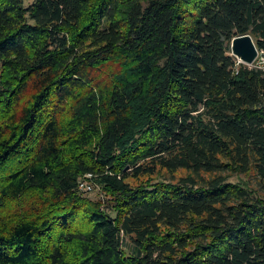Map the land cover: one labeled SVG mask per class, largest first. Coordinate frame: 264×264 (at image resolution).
<instances>
[{"label":"trees","instance_id":"obj_1","mask_svg":"<svg viewBox=\"0 0 264 264\" xmlns=\"http://www.w3.org/2000/svg\"><path fill=\"white\" fill-rule=\"evenodd\" d=\"M240 34L264 0H0V264H264Z\"/></svg>","mask_w":264,"mask_h":264},{"label":"water","instance_id":"obj_2","mask_svg":"<svg viewBox=\"0 0 264 264\" xmlns=\"http://www.w3.org/2000/svg\"><path fill=\"white\" fill-rule=\"evenodd\" d=\"M234 55L242 62L252 65L260 55L254 36L251 34L237 35L232 41Z\"/></svg>","mask_w":264,"mask_h":264},{"label":"rangeland","instance_id":"obj_3","mask_svg":"<svg viewBox=\"0 0 264 264\" xmlns=\"http://www.w3.org/2000/svg\"><path fill=\"white\" fill-rule=\"evenodd\" d=\"M263 60H264V58L261 57V53H260V55L258 56V58L252 64H254V63H263ZM157 174L158 173H156L153 176H151V175H144L141 179H146V178L154 179L157 176ZM243 176H247L251 180L252 179H255L254 178L255 175H254L253 172H251L248 175L245 174ZM233 178L234 179H238V177L236 175H233ZM233 178H231V179H233ZM82 180H84V179H82ZM132 180H133V182H135V181L136 182H140V180H138V179H132ZM89 182L93 184L94 188L92 190H85V189L84 190H80L81 193H82V195H86V196L91 197L92 199L97 200V201L100 200V199H104L105 198L104 197L105 196V193H104L101 185L100 184H97L96 181H94L93 178L89 179Z\"/></svg>","mask_w":264,"mask_h":264},{"label":"built area","instance_id":"obj_4","mask_svg":"<svg viewBox=\"0 0 264 264\" xmlns=\"http://www.w3.org/2000/svg\"><path fill=\"white\" fill-rule=\"evenodd\" d=\"M92 178L91 174L86 175L85 177H83L82 179L84 180H80L79 183V188L80 190H92L94 188L93 184L89 182V179Z\"/></svg>","mask_w":264,"mask_h":264}]
</instances>
